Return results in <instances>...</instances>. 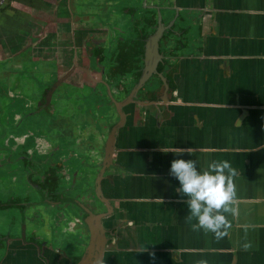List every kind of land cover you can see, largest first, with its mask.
Instances as JSON below:
<instances>
[{
	"label": "flooded vegetation",
	"instance_id": "flooded-vegetation-1",
	"mask_svg": "<svg viewBox=\"0 0 264 264\" xmlns=\"http://www.w3.org/2000/svg\"><path fill=\"white\" fill-rule=\"evenodd\" d=\"M23 1L40 9L35 0ZM172 2L64 0L46 10L48 20L0 0V68H10L7 78L34 69L39 79L37 96L30 86L9 87L0 79V108L8 107L11 118L5 122L10 125L0 122V264H108L115 256V231L107 223L115 207L104 184L118 137L140 107L153 105L157 116L164 115L171 62L201 48L194 14ZM105 5H111L107 12ZM16 126L17 132L5 135ZM56 136L70 141L75 156L51 164L48 152L62 148ZM66 160L71 163L65 167ZM82 170L87 173L77 188L86 195L91 189L96 200L90 205L78 193L61 194L68 182V188L76 187ZM61 203L73 210L55 220L49 208ZM9 208L17 209V219L9 217Z\"/></svg>",
	"mask_w": 264,
	"mask_h": 264
},
{
	"label": "crops",
	"instance_id": "crops-1",
	"mask_svg": "<svg viewBox=\"0 0 264 264\" xmlns=\"http://www.w3.org/2000/svg\"><path fill=\"white\" fill-rule=\"evenodd\" d=\"M35 1L40 9L23 0L13 6L50 20L46 10L64 0ZM172 3L194 14L201 48L171 62L164 115L140 107L118 137L104 184L115 207L107 263L264 264V0ZM177 155L201 165L227 159L234 168L239 212L224 237L190 227L186 198L168 172Z\"/></svg>",
	"mask_w": 264,
	"mask_h": 264
},
{
	"label": "clouds",
	"instance_id": "clouds-1",
	"mask_svg": "<svg viewBox=\"0 0 264 264\" xmlns=\"http://www.w3.org/2000/svg\"><path fill=\"white\" fill-rule=\"evenodd\" d=\"M172 152L191 154L190 149L181 148ZM168 172L178 181L176 191L186 198L190 227L216 238L224 237L231 227L229 216L235 217L239 212L235 202V170L229 160L212 159L201 165L198 158L177 155L170 161Z\"/></svg>",
	"mask_w": 264,
	"mask_h": 264
},
{
	"label": "rangeland",
	"instance_id": "rangeland-1",
	"mask_svg": "<svg viewBox=\"0 0 264 264\" xmlns=\"http://www.w3.org/2000/svg\"><path fill=\"white\" fill-rule=\"evenodd\" d=\"M105 0H90V4H97V3H102V2H104ZM129 2V1H128ZM122 3H124V2H122ZM111 5H105L104 6V9H105V12H107V8L108 7H110ZM8 63H11V62H8ZM35 64V63H34ZM31 65H33V63H31ZM10 68H8V67H6V65H3V68H0V73L2 74V78H0V79H2V80H4L5 82H6V86H9V87H11L10 85H16L17 87H20V88H22V86H30L31 87V91L29 92V93H33V94H36V96L38 95V87H39V85H38V82H39V79L37 80V77H36V75H35V71L36 70H34V69H28L29 71H31L32 73H28V72H22V71H20V70H18L17 72H15V73H13L12 75H10V78H7V77H5L4 76V71L5 70H9ZM32 74V75H31ZM31 75V76H30ZM10 84V85H9ZM24 93V96H26V94H27V92H23ZM35 96V95H34ZM22 98H23V100H24V97L22 96ZM23 102H25V101H23ZM84 103H86V104H88V101H84ZM7 108L8 107H4V108H0V122H4V124L5 125H10V124H6L5 122H7L8 120H10L11 118L9 117V118H7V116H8V114H9V112H8V110H7ZM88 110H89V113H91V114H94L93 115V117H95V115H96V113H97V109L96 108H94V107H92V108H88ZM109 110L107 109V106H106V104H103L102 105V113L101 114H104V116L106 117V116H108V114H109V112H108ZM7 118V119H6ZM24 123H21L19 126H20V128H21V130H23V128L25 127V129L23 130V132L24 131H26V123H25V121H23ZM37 124H35V126H36ZM38 127H42L41 125L40 126H38ZM9 128V127H8ZM6 129L5 130V135H9V134H11V133H14V132H17L18 131V127L16 126V127H12V128H9V129ZM84 128L85 127H83L82 125H81V129H82V131H84ZM86 129V128H85ZM42 130H43V128H42ZM87 130V129H86ZM44 131V130H43ZM57 145H60V146H62V148H65V149H59V150H57V151H55V150H51V152H53V153H49L48 152V155H47V157L49 158V159H52V161L53 162H51L50 161V163L51 164H53V163H55L56 161H58V160H62V158L63 157H66L67 159H69V157H70V155L72 154V155H74L75 156V152H72L71 151V149H70V147H69V145H70V141L68 140H63V139H60L59 137H57L56 136V139L55 140H53ZM44 156V154L42 153V154H39V157L40 156ZM73 156V157H74ZM83 160H84V162L85 163H88V165H89V161H87L86 159H85V157L83 158ZM68 162L69 163H71L70 161H68V160H66L65 162H64V164H65V167L68 165ZM79 164V163H78ZM77 164V165H78ZM76 165V166H77ZM83 167H85V166H81L80 165V167H79V169H83ZM84 169H86V168H84ZM65 170H63L62 172H64ZM83 171V170H82ZM74 173H75V171H74ZM87 172L86 171H83L82 173H81V175L79 176V178H78V180H77V182H76V187L74 188H68V185H69V182H68V185L66 186V188H67V190H65V189H61L62 191H61V194H63V195H67V196H73V195H76V193H78L79 195V197H83L81 200H83L84 202H85V204H87V205H90L91 203H92V201L94 202L96 199H94L95 197H94V195H93V192H91L90 193V191H91V189H90V191H89V195L87 194L86 195V193L87 192H82V194H80V188H77V186H79L81 183L83 184L84 183V177H85V174H86ZM92 172H91V170H90V174H91ZM93 173H94V171H93ZM58 175H60L61 174V172H60V170H59V172L57 173ZM66 178H69V176H67V177H65V181H63V180H61V182H65L66 183V181H67V179ZM6 181V180H5ZM8 181H11V179L9 180H7V182ZM69 181V180H68ZM89 198H91V199H89ZM87 200V201H86ZM91 200V201H90ZM69 204L70 203H61V204H59L58 206H56V209H54L53 211L49 208V212H52V213H54V214H51V217L53 218L54 217V219L56 220V216H60L61 214H63L64 212H65V214H69L70 212L68 211V210H73L72 209V206L70 205L69 206ZM43 210L42 208H41V206H38L35 210H37V211H39V210ZM15 210H17V209H14V208H9V210L7 211V213H8V215H9V217H11V216H14L15 217V219H17V217H18V211H15ZM59 210V211H58ZM63 212V213H62ZM36 213H38V212H36ZM31 214H35V212H31ZM39 214V213H38ZM48 214V213H47ZM40 215V214H39ZM41 216V215H40ZM55 223H57L56 221H55ZM10 224H12V223H10ZM9 224V225H10ZM54 225V224H53ZM6 227V226H5ZM74 237V236H73Z\"/></svg>",
	"mask_w": 264,
	"mask_h": 264
},
{
	"label": "water",
	"instance_id": "water-1",
	"mask_svg": "<svg viewBox=\"0 0 264 264\" xmlns=\"http://www.w3.org/2000/svg\"><path fill=\"white\" fill-rule=\"evenodd\" d=\"M164 84H165V87H167V88H168V85H167V82H166V78L164 79ZM106 153H107V154H106V160H108V159H107V157H109V156H110V155H109V150H108V149L106 150ZM107 163H108V162H107ZM107 163H105V164L103 163V164H104V166H106V165H107ZM102 172H103V170H101L100 174H101Z\"/></svg>",
	"mask_w": 264,
	"mask_h": 264
}]
</instances>
